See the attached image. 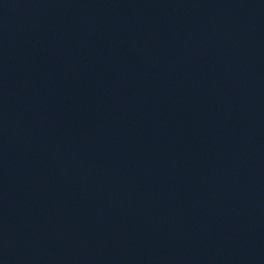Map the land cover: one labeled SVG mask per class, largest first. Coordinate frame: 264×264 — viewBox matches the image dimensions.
<instances>
[{"label":"water","instance_id":"obj_1","mask_svg":"<svg viewBox=\"0 0 264 264\" xmlns=\"http://www.w3.org/2000/svg\"><path fill=\"white\" fill-rule=\"evenodd\" d=\"M0 264H264V0H0Z\"/></svg>","mask_w":264,"mask_h":264}]
</instances>
